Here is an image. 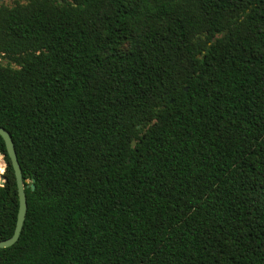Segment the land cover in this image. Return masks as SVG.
<instances>
[{"label": "trees", "instance_id": "16d2710c", "mask_svg": "<svg viewBox=\"0 0 264 264\" xmlns=\"http://www.w3.org/2000/svg\"><path fill=\"white\" fill-rule=\"evenodd\" d=\"M0 54V264H264V0L2 5Z\"/></svg>", "mask_w": 264, "mask_h": 264}, {"label": "water", "instance_id": "95a60500", "mask_svg": "<svg viewBox=\"0 0 264 264\" xmlns=\"http://www.w3.org/2000/svg\"><path fill=\"white\" fill-rule=\"evenodd\" d=\"M0 135L5 140L7 146L8 154L15 171L18 193H19V209H18L17 221L14 232L9 238L0 240V248H5L14 245L20 238L28 210V201H27V194L25 191L23 171L18 158L15 142L12 138L11 133L3 126H0ZM135 144L136 142L135 140H133L132 145L134 146ZM0 155L5 156L3 153H0ZM2 178L4 180L2 181L1 185H4L6 181L4 173L2 174ZM34 187L35 185L32 183V188L34 189Z\"/></svg>", "mask_w": 264, "mask_h": 264}, {"label": "rangeland", "instance_id": "374dc122", "mask_svg": "<svg viewBox=\"0 0 264 264\" xmlns=\"http://www.w3.org/2000/svg\"><path fill=\"white\" fill-rule=\"evenodd\" d=\"M28 0H0V6H13L17 3H22V4H25ZM127 47V44L124 45V48ZM0 62L3 64V65H7L9 64V59L6 57V56H3L2 54H0ZM11 66L13 67H18L15 63H11ZM0 164H1V169H0V185L2 184V181L4 180L2 178V174L4 173L5 171V168H6V162H5V159H4V156L1 155V159H0ZM3 165V166H2Z\"/></svg>", "mask_w": 264, "mask_h": 264}, {"label": "bare ground", "instance_id": "6f19581e", "mask_svg": "<svg viewBox=\"0 0 264 264\" xmlns=\"http://www.w3.org/2000/svg\"><path fill=\"white\" fill-rule=\"evenodd\" d=\"M0 159H1V155H0ZM2 166H3V165H2ZM0 167H1V164H0ZM1 168H2V167H1ZM1 168H0V169H1Z\"/></svg>", "mask_w": 264, "mask_h": 264}]
</instances>
